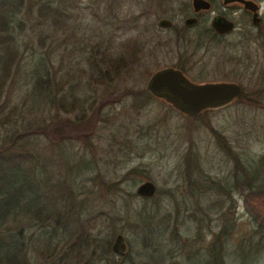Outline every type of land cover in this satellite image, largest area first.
Returning a JSON list of instances; mask_svg holds the SVG:
<instances>
[{
  "label": "rangeland",
  "instance_id": "obj_1",
  "mask_svg": "<svg viewBox=\"0 0 264 264\" xmlns=\"http://www.w3.org/2000/svg\"><path fill=\"white\" fill-rule=\"evenodd\" d=\"M18 1L9 0L11 4ZM50 1L65 13V17L55 16V23L53 19L40 18L42 0H23L21 11L13 15L12 32L22 61L14 66L0 99V141L15 129L34 126L39 117L50 119L56 112L51 103L44 105L45 95L40 92L43 88L25 84V79H34L42 71H49L58 97L62 95L61 87L65 89L81 78L82 95L88 97L89 105L96 100L98 106L125 89L144 90L154 71L176 63V55L158 53L140 64L130 52L126 56V70L109 74L101 70L102 82L94 83L88 70L91 64L101 67L102 51L114 47L117 54H122L120 42L133 41V0H126L125 4L120 0ZM123 13L127 15L125 22L121 20ZM44 38L45 44L41 46L40 40ZM235 39L236 35H231L229 40ZM205 60L206 64L190 70L191 77L219 80L226 76L243 85L248 100L212 109L207 120L249 169H259L256 175L258 182L263 181V188L264 160L260 157L264 154V90L260 88L264 87L259 82L263 73L262 51L254 57V82L249 81L244 68L224 64L218 50ZM140 98L127 94L117 102L104 103L97 121L91 119L92 133L87 139L60 143L66 151L54 146L55 139L50 136L27 137L25 146L37 151L39 164L44 165L43 180L38 181L35 191L43 190L48 173L54 177L62 165L71 162L69 153L76 158L85 157L88 163L82 160L76 165L83 168L76 182L81 193L68 217L85 216L87 209L114 217L113 222L107 217L103 223L97 217L95 228L90 230L95 238L85 255L92 264H213L211 256L221 246L227 264H264V232L258 229L259 225L264 229V193L252 194L238 186L230 190L229 186L236 183L234 163L200 119L177 111L162 98L139 101ZM16 104L18 107L11 112ZM57 112L61 123H70L78 115V111ZM87 164L90 167H84ZM148 180L156 186L155 195H137V187ZM110 185L113 188L109 189ZM78 201H83L86 209ZM34 231L29 230L27 236ZM39 231L31 236L33 245L38 243ZM118 233L128 246L125 258L111 249ZM60 255L64 257L62 264H81L85 258L68 251L62 256L60 250L55 263ZM30 258L33 264H45L37 253Z\"/></svg>",
  "mask_w": 264,
  "mask_h": 264
},
{
  "label": "trees",
  "instance_id": "obj_2",
  "mask_svg": "<svg viewBox=\"0 0 264 264\" xmlns=\"http://www.w3.org/2000/svg\"><path fill=\"white\" fill-rule=\"evenodd\" d=\"M22 1L19 0L15 4H11L9 0H0V99L14 66L22 61L16 46L17 38L12 32L13 15L21 11ZM41 3L39 16L44 21L53 19L55 23V16L65 17L64 11L61 12L62 9L58 10V8L53 7V3L50 0H42ZM45 39L40 40L41 46L45 44ZM120 43L121 47L126 48L124 53L117 54L114 47L106 48L101 54V67L99 64L90 65L88 70L89 78L93 79L94 83H100L102 77H100L99 72L101 70L107 74L111 72L120 73L121 70H126L128 67L129 63L126 56L130 55V52L132 53L133 43L131 41L128 43L121 41ZM127 49L130 51L126 52ZM41 63L45 67L44 62ZM84 72L87 74L85 70ZM25 80V84H30V86L38 87L39 89L43 88L40 92L42 91L45 95L44 105L51 103L50 105L52 107L54 105L56 112L53 113L50 119L45 116L41 119L39 117L34 126L26 125L22 129H15L0 141V203L2 205L0 207V240L2 239L4 243V245L0 246V264H33L30 258L33 253H37L45 264L51 259H53L51 264H62L64 257L61 258V255L58 256L59 259L56 260V263L54 261L60 250H62V256L67 251L75 252L78 256L85 257L81 264H92L89 259H86L87 256L85 255V252H88L94 243L95 237L90 230L95 228L97 217L103 223L108 217L107 214L101 211L97 212L96 209L88 212L89 209H87V215L85 214V216L78 215L75 217V215H71V218L77 219L68 217L69 210L74 207L73 204L77 202V196L81 193L76 182L83 168L76 167V165L78 161L84 160L85 157L76 158L75 155L69 153L71 162L67 163L66 166L62 165L60 173H56L54 177L48 173L43 190L38 192L35 191V187L39 186L37 185L39 180H43L42 169L44 165L42 163L41 165L39 164L37 151L25 146L26 138L31 135H47L55 139L54 146L58 147L61 145L60 143H65L69 140L87 139L92 133L93 122L95 123L99 117V108H102L104 103L108 101L117 102L127 94H131L136 98L142 97L139 101H148L153 96L145 89H125L113 98L108 97L106 98L108 100H102L99 107V105L95 106L96 100H93L89 105L88 97L82 95L81 78L69 84L65 89L61 87V97L57 96L56 84H52V76L48 70L44 71V73L42 71L34 79ZM24 95V99H26V94ZM246 99V94L242 92L235 99V102H245ZM256 102L254 100V103ZM17 107L18 104L12 106L11 112L16 110ZM25 108L27 109V105ZM89 110H91V114L86 116ZM210 110L212 109L205 110L199 115L188 117L200 119L202 123H205L223 153L229 159H232L236 183H232L229 186L230 190L234 189V186H238L239 189H246L252 194L264 193V190L261 191L264 189V187L261 188L263 181L258 182L259 178L256 175L259 169H249L239 154L234 153L219 130L211 126L209 119L207 120V114ZM57 111H64L68 114L78 111V115H75L76 118L71 120L70 123H64L63 121L61 123L59 119L57 120ZM18 114L22 116V112ZM18 118L17 120H20ZM93 118L94 121L92 122L91 119ZM14 120L16 123V119ZM86 141L84 142L85 144H87ZM60 148L62 151H66L64 146H60ZM260 158L263 161L264 154ZM84 161L88 163L87 160ZM88 166L87 164L84 167ZM132 172L135 173L136 171L133 170ZM263 177H261L262 180H264ZM30 180L32 185H30ZM111 188L113 187L110 185L109 189ZM78 202L84 208L83 201ZM108 218L112 222L114 221V217ZM48 228H51V230H48ZM31 229H35V231L29 237L27 232ZM258 229L264 232L261 225H259ZM37 230H40L38 243L33 245L31 236ZM224 230L229 233L227 228ZM107 247L109 252V243ZM94 252L95 249L92 248V253ZM214 253L211 256L213 264H227L223 257L222 246L216 249ZM125 256L127 257V254Z\"/></svg>",
  "mask_w": 264,
  "mask_h": 264
},
{
  "label": "flooded vegetation",
  "instance_id": "obj_3",
  "mask_svg": "<svg viewBox=\"0 0 264 264\" xmlns=\"http://www.w3.org/2000/svg\"><path fill=\"white\" fill-rule=\"evenodd\" d=\"M125 1L120 0L121 4H125ZM133 2V8L130 10H133L136 33L131 50L133 58L140 64L142 60L152 59L158 53L164 56L174 54L176 63L166 64L162 68L176 69L192 83H237L243 92V85L234 78L230 80L225 76L219 80H199L201 77H191L190 70L206 64L205 58L213 55L214 50H218L224 64L229 62L244 68L249 75V81L254 82L256 73L252 68L253 61L261 50L263 73L259 75V82L261 80L264 87V0H133ZM126 16L123 13L121 19L123 22ZM128 16L131 17L130 14ZM231 35H236L234 41L229 40ZM122 48L125 52L124 47ZM155 192L151 196H139L151 198ZM214 238L216 240L217 235Z\"/></svg>",
  "mask_w": 264,
  "mask_h": 264
},
{
  "label": "water",
  "instance_id": "obj_4",
  "mask_svg": "<svg viewBox=\"0 0 264 264\" xmlns=\"http://www.w3.org/2000/svg\"><path fill=\"white\" fill-rule=\"evenodd\" d=\"M145 89L188 116L227 106L242 93L241 86L237 83H192L180 71L171 67L153 72L146 82ZM154 192L155 184L149 180L141 183L136 189V193L143 196H151ZM111 249L119 256L127 253L128 246L121 233L116 234Z\"/></svg>",
  "mask_w": 264,
  "mask_h": 264
}]
</instances>
